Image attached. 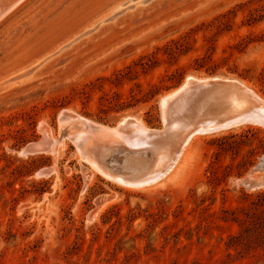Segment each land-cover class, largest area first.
<instances>
[{"label": "rangeland", "instance_id": "1", "mask_svg": "<svg viewBox=\"0 0 264 264\" xmlns=\"http://www.w3.org/2000/svg\"><path fill=\"white\" fill-rule=\"evenodd\" d=\"M120 4L32 83L0 93V264H264V125L198 134L157 181L133 186L119 172L150 170L153 147L116 146L98 169L61 121L70 110L114 128L132 116L172 146L173 120L232 103L196 97L189 109L184 96L165 110L191 76L239 80L264 98V0H21L0 21V79ZM43 125L64 143L56 156Z\"/></svg>", "mask_w": 264, "mask_h": 264}, {"label": "bare ground", "instance_id": "2", "mask_svg": "<svg viewBox=\"0 0 264 264\" xmlns=\"http://www.w3.org/2000/svg\"><path fill=\"white\" fill-rule=\"evenodd\" d=\"M20 1L21 0H0V21L2 20V18L5 17V14H7L9 11L11 12L12 8ZM142 1H144V0H142ZM121 6H122V4L115 7L114 9H112L107 15H105V16L97 19L96 21H94L91 25H89L87 27V29H85L84 31H82L81 33L76 35L75 37L69 39L66 43L60 45L55 50L51 51L48 55L42 57L41 59H39L35 62H33L32 64L26 66L25 68L14 71L11 74L1 78L0 79V93L2 91L7 90V89H11V88H13L19 84H22L23 82H24V84H22V85L32 83L35 80L36 72L40 69V67L42 65H44V63L46 61L51 59L53 56L57 55L60 51L65 49L73 41L77 40L79 37H81L82 35L86 34L88 31H90L94 27L101 24L106 18L112 17V15L115 13V11ZM217 79H220V78L219 77H216V78H202V77H200L199 78V77L191 76L185 82V84L183 86H181L179 89H176V90L166 94L162 98V105L164 106V108L166 110V107L168 105H170L171 101H173L176 98L179 101V98L188 95L189 87H190V85H192V83L194 81H196L198 83H203V85H204V84H208L209 81H211V80H217ZM232 81L237 83L240 86V88L243 90V92L246 93V95L244 96V98H240V97L234 98L233 103L229 104L228 110L235 111V110H237L239 108H243V107L248 109V110L244 114H240V113L234 114L232 116H228V118L224 121H219V118H216V116H215L216 114H213V113H219L220 110H216L214 108H211L209 110V113L212 114V117H210L208 120L201 122L198 126L194 125V127H191L190 124H187L183 119H180V118H179V120L175 119L170 124L173 126L172 127L173 131L177 130V133L175 135L178 136L179 141L172 143V146H168L170 144V142H168V140L166 139L165 132H160L157 130L147 131V129L144 128L140 124V122L136 118H133L132 116L124 117L123 119H121L119 124L114 128H106V127H102L100 125L94 124L91 121L86 120L85 118H82L81 116L71 112L70 110L64 111L62 113L61 121H62V125H67V123H68L70 128L72 130L74 129L72 136H74L76 138L77 143H79L80 138L86 139V143L84 144V146L83 147L80 146V147L82 149L83 154L89 160V162L92 163L93 166H95L98 169H100V167H101L98 159H101V157L103 155H106V157L110 160L112 155H115V154H113L114 151H119V149H117V148L115 149L116 146L125 147V148L128 147V148L138 149V150L143 149V148H147V147H153L156 150L157 154L154 155L155 163L152 164V167L150 170L145 171L144 173L140 174L139 176L136 177V179L125 180L126 177L124 176V174H122L120 172L118 175H121V177L117 178V180L119 182H122V183L127 184V185L140 186V185L150 184L151 182L157 181L167 170L171 169V167L174 165V163L177 161L178 157L180 156L182 150L188 146L190 141L196 135L215 131V130H220V129H224V128H228V127H232V126H237L239 124H244L247 122L259 123V124L264 125V98H262L255 90H253L252 88L243 84L241 81L234 80V79H232ZM224 97H225V95H224ZM188 98L186 101H188ZM250 98L253 99L254 101H256L257 103L252 106V103L249 100ZM181 99H183V98H181ZM210 99H211V97H210ZM217 99H219V98H217ZM220 99H222V98H220ZM190 104L191 103H189V101H188L187 105H188L189 109H190ZM206 105H207V103H206ZM175 106H177L176 103H175ZM182 106H183V104H182ZM192 106H195V105H192ZM181 108H182L181 105L179 106V104H178V111L180 112V114L186 110V109L181 110ZM196 108H198V107H196ZM207 109H209V107ZM197 111H198V109H197ZM202 111H204V108L202 109ZM206 111H208V110H206ZM184 113L186 114V112H184ZM188 113H189V110H188ZM164 117L166 119H168L167 115H165ZM184 118H186V117L184 116ZM166 122H167V120H166ZM42 127L44 129L43 131L45 132V140H47V143L50 147V153H52L55 156L58 155L57 154L58 147H59V145L61 147V145L64 143L62 142L61 144H59V141L55 140L54 137L52 136L50 129L49 130L46 129L45 125H43ZM168 128H169V130L171 129V127H168ZM128 130H130V132H128ZM164 131H166V130H164ZM148 138H151V139H148ZM57 139H59V138H57ZM149 141H150V143H149ZM90 142H92L91 154H89L87 151H85V149H88V145ZM152 142H154V143L152 144ZM45 147H46V145H45ZM28 151H29L28 149L24 150V152H27V153H28ZM120 151H122V150H120ZM122 152H124V151H122ZM137 155H139V154L137 153ZM115 160H116L115 158L111 159L110 162L114 163ZM122 160H120V161H122ZM127 161H130V160L127 159L126 161H124L120 165H123V168L127 169L131 163V161H130V163L127 164ZM142 167H143V165H142ZM47 170H51V169H47ZM123 173H125V172H123ZM108 175L112 176L113 174L109 173ZM143 175H145V176H143ZM141 176H143V177H141ZM102 205H105V204H102Z\"/></svg>", "mask_w": 264, "mask_h": 264}, {"label": "water", "instance_id": "3", "mask_svg": "<svg viewBox=\"0 0 264 264\" xmlns=\"http://www.w3.org/2000/svg\"><path fill=\"white\" fill-rule=\"evenodd\" d=\"M188 91H189V93H188V95H186V98L189 97L188 98L189 103H191V101L195 100L196 97H200V99H202L204 97L224 96L225 94H226V96L228 95L229 97H231V101L233 103L234 98H238V97L244 98V96L246 95V93L243 92V90L240 88V86L237 83L233 82L232 80H224L221 78L217 79V80H211V81H209L208 84H204V85H203V83H198V82L194 81L192 83V85H190ZM176 99L171 101L170 104L174 105L175 101L178 100V99L177 100ZM226 99H229V98H226ZM249 100L252 103V106L257 103L256 101H254L251 98ZM205 107H206V105H204L202 107V109L203 108L205 109ZM212 108H214V107H212ZM228 108H223V107H220L218 105V107H216L214 109L220 110V112L219 113H213V114H216L215 116H216V118H219V121H224L228 118V116H232L234 114H239V113L244 114L248 110L244 107L239 108L235 111L228 110ZM202 109H201V114H200L201 116L199 117V119L197 121L187 122L185 120V122L187 124H190L191 127H194V125L198 126L201 122L208 120L210 117H212V114L209 113V110L208 111H205V110L202 111ZM187 111H188V108H187V110H185L183 112H187ZM40 145H41L40 143L33 144V145L28 146L26 149H28L29 152L35 153L36 151H39V149H41Z\"/></svg>", "mask_w": 264, "mask_h": 264}, {"label": "trees", "instance_id": "4", "mask_svg": "<svg viewBox=\"0 0 264 264\" xmlns=\"http://www.w3.org/2000/svg\"><path fill=\"white\" fill-rule=\"evenodd\" d=\"M175 43L177 44L178 42L176 41ZM178 48H179V47H176V49H175V50H178ZM181 50H182V49H181ZM174 52H175V51H174Z\"/></svg>", "mask_w": 264, "mask_h": 264}]
</instances>
